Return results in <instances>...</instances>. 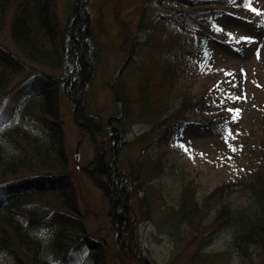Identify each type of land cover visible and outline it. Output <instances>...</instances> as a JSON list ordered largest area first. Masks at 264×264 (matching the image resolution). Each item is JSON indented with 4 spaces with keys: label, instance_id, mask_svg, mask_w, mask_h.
Returning a JSON list of instances; mask_svg holds the SVG:
<instances>
[{
    "label": "rangeland",
    "instance_id": "obj_1",
    "mask_svg": "<svg viewBox=\"0 0 264 264\" xmlns=\"http://www.w3.org/2000/svg\"><path fill=\"white\" fill-rule=\"evenodd\" d=\"M73 2L55 0L60 23H64ZM85 5L95 36L89 92L82 102H76L75 109L59 93L58 113L68 168L87 232L104 242L107 264H138L139 255L129 260L117 251L108 199L84 173V166L94 161L98 145L84 131V123L92 117L100 130L106 131L108 117L118 115L120 110L110 84L133 44L134 61L119 77L123 76L132 96L139 85L146 87L148 96L154 94L159 99V103L149 104L142 117H139L141 106L133 99L130 117L123 118L122 124L123 169L127 171L129 164L137 166L138 187L131 204L135 208L138 197L148 201L147 219L136 222L141 257L149 264H239L238 252L231 251L230 231L212 227L209 220L225 201L242 202L241 194L233 191L223 197H212L206 205L202 202L215 187L245 174L246 168L252 167L257 159L250 156L249 162L245 153L255 149L257 136L264 135V0H230L224 7L226 12L218 15L208 29L210 37L204 41L203 54L189 61L170 86L160 83L155 55L152 58L141 44L147 36L149 18L153 20V16L161 14L151 0H88ZM253 8L261 14L253 12ZM8 30L6 23L0 31V42L14 51ZM158 34L159 24L157 44ZM241 37L250 39L243 42ZM45 74L58 75V72L28 63L27 69L7 87L5 100L0 104V118L22 95L25 81L36 85ZM205 93L212 107L203 103L190 116L202 122L214 119L219 123V136L208 126L190 122L171 131L165 126L151 129L180 100L199 98ZM229 109L240 110L236 119V113ZM114 121L112 118L110 125H116ZM25 126L35 132L33 125ZM1 142L9 147L6 141ZM185 192H189V197L185 198ZM189 202L201 204L204 212L197 214ZM49 230L37 228L32 233L44 238ZM87 254L80 249L71 253L70 259L78 264ZM61 260L68 264L69 258Z\"/></svg>",
    "mask_w": 264,
    "mask_h": 264
},
{
    "label": "trees",
    "instance_id": "obj_2",
    "mask_svg": "<svg viewBox=\"0 0 264 264\" xmlns=\"http://www.w3.org/2000/svg\"><path fill=\"white\" fill-rule=\"evenodd\" d=\"M86 1L74 0L62 24L55 0H0V31L8 23L15 49L12 51L0 42V104L5 100L9 84L27 69L28 63L58 72V75H43L38 87L32 86L30 80L25 81L22 95L0 118V264H63L61 259L68 258V264H76L70 255L80 249L88 254L78 264H107L104 242L87 232L83 221L58 113L59 93L75 109L76 102H82L89 92L95 36ZM151 1L161 14L153 16V20L149 18L147 36L141 44L152 58L155 55L160 83L170 86L189 61L203 54L204 41L210 37L208 29L218 15L226 12L224 7L230 0ZM158 24L159 44L155 36ZM133 48L131 44L110 84L113 100L120 110L118 115L108 117L106 131L100 130L92 117L84 123V131L98 143L95 159L84 166V173L108 199L121 257L133 260L137 254L138 264H149L141 257L136 240V222L147 219L148 201L138 197L135 208L131 204L138 187L137 166L129 164L127 171L123 169L122 124L123 118L130 117L133 99L141 106L139 117L149 104L159 103V99L154 94L148 96L146 87L139 85L132 96L123 76L119 77L134 61ZM206 94L180 100L151 129L165 126L171 131L190 122L208 126L219 136V123L214 119L202 122L190 116L203 103L212 107ZM112 118L116 119V125H110ZM25 125H33L35 132ZM261 135L256 138L255 149L245 153L249 162L250 156H256L252 167H247L238 179L215 187L202 202L206 205L212 197H223L233 191L241 194L242 202L225 201L209 220L212 227L230 231L231 251L238 252L239 264H264V135ZM189 195V192L184 194L185 198ZM188 204H192L197 214L204 212L201 204ZM43 227L50 229L44 238L32 233L33 229Z\"/></svg>",
    "mask_w": 264,
    "mask_h": 264
},
{
    "label": "snow or ice",
    "instance_id": "obj_3",
    "mask_svg": "<svg viewBox=\"0 0 264 264\" xmlns=\"http://www.w3.org/2000/svg\"><path fill=\"white\" fill-rule=\"evenodd\" d=\"M247 6V5H246ZM253 12H257V10L256 9H251ZM257 14H261V13H259V12H257ZM241 39V41H243V42H248L249 41V39L250 38H247V37H241L240 38ZM235 99H240V97H235ZM229 111L230 112H235L236 113V116H234V119H236L237 117H238V115H239V112H240V110L239 109H235V110H233V109H229Z\"/></svg>",
    "mask_w": 264,
    "mask_h": 264
}]
</instances>
